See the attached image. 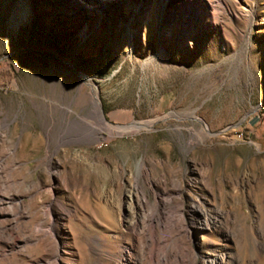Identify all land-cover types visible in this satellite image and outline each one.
<instances>
[{
	"label": "rangeland",
	"instance_id": "obj_1",
	"mask_svg": "<svg viewBox=\"0 0 264 264\" xmlns=\"http://www.w3.org/2000/svg\"><path fill=\"white\" fill-rule=\"evenodd\" d=\"M25 1L0 0V264H264V0Z\"/></svg>",
	"mask_w": 264,
	"mask_h": 264
},
{
	"label": "bare ground",
	"instance_id": "obj_2",
	"mask_svg": "<svg viewBox=\"0 0 264 264\" xmlns=\"http://www.w3.org/2000/svg\"><path fill=\"white\" fill-rule=\"evenodd\" d=\"M73 1L77 2L78 0H73ZM99 1L101 2V9L104 10L105 9L104 7L107 5L108 0H99ZM85 3H86L85 1H83L81 3L82 7H85L87 5ZM32 4H34V2L32 0H27V1H25L22 4V8H23L22 16L28 15L30 13V8H31ZM84 10L85 11H89L87 9H84ZM166 11H167V4L163 5V7H162V12L165 13ZM129 41H130V43L133 42V37H132L131 33L129 34ZM96 99L97 98H94V103L93 104H94V107H95V109L97 111V116L99 117V119L102 122H104L100 105H99V103H98V101ZM151 124L149 123V125H151ZM149 125H142V126H149ZM89 129H90V135H92V136L93 135L94 136L99 135L100 130H98L97 128L91 127ZM214 223H216V222L214 221ZM206 264H225V254L220 253L218 251H214L213 254H210L208 260L206 261Z\"/></svg>",
	"mask_w": 264,
	"mask_h": 264
},
{
	"label": "crops",
	"instance_id": "obj_3",
	"mask_svg": "<svg viewBox=\"0 0 264 264\" xmlns=\"http://www.w3.org/2000/svg\"><path fill=\"white\" fill-rule=\"evenodd\" d=\"M261 124L264 126V119L261 121Z\"/></svg>",
	"mask_w": 264,
	"mask_h": 264
}]
</instances>
